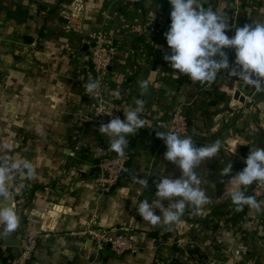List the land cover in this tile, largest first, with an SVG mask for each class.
<instances>
[{
	"label": "crops",
	"instance_id": "1",
	"mask_svg": "<svg viewBox=\"0 0 264 264\" xmlns=\"http://www.w3.org/2000/svg\"><path fill=\"white\" fill-rule=\"evenodd\" d=\"M171 7L169 0H0V161L32 165L30 176L21 165L6 178L20 221L14 232L20 244L12 250L25 237L47 235L30 264H199L200 258L187 252L189 246H197L206 261L239 248L264 264V229L253 235L249 228L264 210L258 214L245 205L242 215L226 194L239 187L251 196L248 186H238L232 178L246 166L251 148H264V90L239 77L229 83L230 70L239 71L231 47L223 49L229 69L220 70L212 82H194L172 69L164 59L171 54L165 37ZM201 7L227 21L229 37L237 27L264 22V0H201ZM99 29L112 35L115 47L101 93L117 104L121 120L140 99L142 127L158 122L169 132L175 110L182 108L188 119L183 136H191L194 147L220 142L215 156L194 169L207 203L199 212L186 206L176 224L152 225L137 209L142 200L158 199L155 192L163 177L182 174L175 162L164 159V140L155 150L127 145L126 176L109 192L96 184L102 150L108 158L118 156L108 148L110 137L98 131L100 125L90 122L82 128L79 123V117L92 113L93 96L85 85L98 77L88 62V39ZM144 80L150 83L142 93ZM236 90L243 101L234 97ZM8 145L11 151H5ZM228 163L231 171L222 175ZM134 177L146 179L147 185ZM173 203L161 200L164 207ZM153 211L162 214L159 207ZM208 222H216L215 227ZM93 224L113 231L127 228L137 250L99 258L89 239L70 235ZM163 226L171 235L155 243L149 233Z\"/></svg>",
	"mask_w": 264,
	"mask_h": 264
},
{
	"label": "clouds",
	"instance_id": "2",
	"mask_svg": "<svg viewBox=\"0 0 264 264\" xmlns=\"http://www.w3.org/2000/svg\"><path fill=\"white\" fill-rule=\"evenodd\" d=\"M171 4L170 26L165 33L167 45L171 54H166L164 59L170 62L171 68L186 74L189 79L201 83L212 82L217 73L222 69H229V61L224 48L235 49V60L239 65V71L231 69V74L238 76L249 85L264 90V22L253 21V24H245L237 27L233 36L226 34L228 23L216 11L211 8L205 10L201 7V0H169ZM178 74L177 72L173 71ZM255 74L257 79H253ZM150 81L140 82L143 93L147 90ZM100 88L98 80H90L85 85L89 94L95 93ZM136 107L125 111V119L119 117L110 119L106 124H101L98 131L110 137L108 148L119 156L126 155L128 144L127 136L136 132L145 121L140 113L143 110V100H136ZM157 135L166 144L167 150L164 159L175 162L181 169L180 177H163L157 184L155 192L156 201L150 203L142 200L137 209L143 220L152 225L163 221L165 225L176 224L180 221L186 206L193 207L196 212L207 203L208 197L198 187V179L194 169L205 159L215 156L220 147L216 141L211 146L194 147L191 136H181L176 132L160 131ZM8 145L5 151H11ZM235 151V150H234ZM233 151V152H234ZM22 167L27 170L29 176L32 173V165L28 161L2 160L0 161V234L6 236L14 233L19 226V217L11 203L12 195L6 184L9 172ZM245 167L238 172L232 180L238 186L247 187L256 182L264 184V148H251L250 154L245 158ZM231 171V164L221 170V174ZM136 182L143 187L147 180L134 177ZM236 210L240 211L244 205L249 208L262 209L254 196L245 195L238 187L236 190L227 191ZM167 198L175 201L171 208L164 207L161 200ZM161 208L162 214L154 213L153 208Z\"/></svg>",
	"mask_w": 264,
	"mask_h": 264
},
{
	"label": "built area",
	"instance_id": "3",
	"mask_svg": "<svg viewBox=\"0 0 264 264\" xmlns=\"http://www.w3.org/2000/svg\"><path fill=\"white\" fill-rule=\"evenodd\" d=\"M243 1V0H242ZM115 47L113 45L112 35L105 29H99L93 31L88 39V62L90 67L96 72L97 79L100 83V88L92 93L91 108L92 113L90 115L83 114L79 117V123L82 128L87 126V123H94L97 126L106 124L110 119L119 117L121 114L118 110L117 104L104 98L101 93L102 88L106 85L109 79V69L113 65L115 58ZM187 110L189 108L185 107ZM190 110V109H189ZM188 110V111H189ZM195 115V113H194ZM187 117L185 111L182 108H178L174 112V116L171 122V130L183 136L187 130ZM81 129V128H80ZM81 131V130H80ZM226 145L227 150L231 149ZM232 152V151H231ZM102 156L98 162V170L96 172V184L101 192H109L112 188L118 185L121 180V172L126 171V160L129 159L128 153L124 156H115L108 158L106 156V150H102ZM247 192L254 196L258 201L264 198V184H257L254 182L248 186ZM262 209L264 205L261 204ZM242 217L241 219H243ZM246 219V217H245ZM264 219V218H263ZM244 222V221H243ZM93 223H95L93 221ZM245 223V222H244ZM2 232V229H0ZM253 235L258 232L252 230ZM71 236H80L83 239H89L94 246V250L97 256L101 258L107 254L122 255L126 252H133L137 248L133 239L130 238L128 229L122 228L120 230L113 231L109 228L96 226L93 224L89 228L81 231H73ZM178 243L182 242V233L177 232ZM3 236L0 234V249L5 250L6 246L3 243ZM47 235H37L25 237L20 245V248L13 251V256L8 258L9 264H29L33 255L35 254L38 244L46 242ZM19 246V245H18ZM240 256V261L237 259ZM206 264H261L257 262L248 253H242L239 248L233 249L230 255H227L224 259H213L205 261Z\"/></svg>",
	"mask_w": 264,
	"mask_h": 264
},
{
	"label": "trees",
	"instance_id": "4",
	"mask_svg": "<svg viewBox=\"0 0 264 264\" xmlns=\"http://www.w3.org/2000/svg\"><path fill=\"white\" fill-rule=\"evenodd\" d=\"M45 8V7H42ZM48 12V11H47ZM46 17V16H45ZM170 26V24H169ZM24 39H27L28 41L31 38H28V36H24ZM229 77L231 78V81L229 82L230 84L233 83V80L236 79L238 76L230 74ZM162 131L161 130V126L158 124V122H155L152 124V126L150 127H141L140 129H138L136 132H134L133 134H131L129 136V140H128V147H130V150L132 149L131 147H135L136 145H141V147H143L146 150H155L157 148H160L161 143L163 142V139L160 138L157 133ZM129 152V155H131V151ZM254 183V182H253ZM259 204H263L264 205V198H261L258 200ZM246 212V206L244 205L243 208L239 211V213H241L242 215H244ZM259 214V211H258ZM257 214V215H258ZM264 216L263 214H259L258 215V220L256 221V224L254 223V218L252 219V223L254 224H250L249 228H251V230H256V232H258V234H261L263 232L264 229ZM261 221V225L259 224ZM208 225H211L210 222H208ZM216 222H213V225H211L212 227H215ZM258 225V226H257ZM153 238L155 243H158V241H160V239H167L170 237L171 232L170 229L163 226L161 228H158L156 230H152L149 233ZM177 248V247H176ZM187 252L190 253L191 255L194 256H198L200 258L199 260V264H206V258L205 259H201L203 257V253L200 251V249L197 246H189L187 248ZM246 253V252H245ZM13 250L12 247L7 246L5 251H2L0 249V256L2 257V261L3 264H9L8 263V258H11L13 256ZM113 255V254H112ZM229 255V253H226L224 256H222L224 258H226V256ZM104 258H102L103 260ZM31 262H29L30 264ZM172 264H177L176 261H173Z\"/></svg>",
	"mask_w": 264,
	"mask_h": 264
},
{
	"label": "water",
	"instance_id": "5",
	"mask_svg": "<svg viewBox=\"0 0 264 264\" xmlns=\"http://www.w3.org/2000/svg\"><path fill=\"white\" fill-rule=\"evenodd\" d=\"M258 77L255 76V74H253V79H257ZM236 99H240L241 101H243V97L240 95V91L239 90H236L235 91V96H234ZM129 166V162H126L125 163V168H127ZM121 176H126V172L125 170H123L121 172ZM12 195V200H5L4 203H11L12 206L14 207V196L13 194ZM0 200H3L2 197H0ZM3 243L5 244V246H10V247H14V246H18L20 244V237L19 235L17 234H14V233H9L7 234L6 236H3ZM253 258H255V260L257 262H259V258L256 257L254 254L251 255Z\"/></svg>",
	"mask_w": 264,
	"mask_h": 264
},
{
	"label": "rangeland",
	"instance_id": "6",
	"mask_svg": "<svg viewBox=\"0 0 264 264\" xmlns=\"http://www.w3.org/2000/svg\"><path fill=\"white\" fill-rule=\"evenodd\" d=\"M159 125H160V124H159ZM135 246H136V248H138L136 244H135ZM136 250H137V249H136Z\"/></svg>",
	"mask_w": 264,
	"mask_h": 264
}]
</instances>
